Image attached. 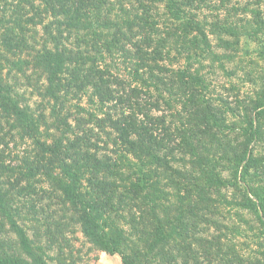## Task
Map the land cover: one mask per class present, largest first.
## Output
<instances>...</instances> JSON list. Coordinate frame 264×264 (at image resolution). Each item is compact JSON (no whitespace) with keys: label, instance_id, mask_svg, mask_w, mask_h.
<instances>
[{"label":"trees","instance_id":"16d2710c","mask_svg":"<svg viewBox=\"0 0 264 264\" xmlns=\"http://www.w3.org/2000/svg\"><path fill=\"white\" fill-rule=\"evenodd\" d=\"M256 2L0 0V264H50L22 212L36 177L45 236L78 225L122 264H264V71L247 101L211 81L241 36L264 55Z\"/></svg>","mask_w":264,"mask_h":264},{"label":"rangeland","instance_id":"374dc122","mask_svg":"<svg viewBox=\"0 0 264 264\" xmlns=\"http://www.w3.org/2000/svg\"><path fill=\"white\" fill-rule=\"evenodd\" d=\"M223 1V3H222ZM210 4L214 5L220 10H216L220 18H224L228 15L230 8L236 9L235 16L237 18H245L244 13L241 9L243 6L248 8H257L256 0H209ZM264 3V0H263ZM261 3V9L262 5ZM215 13L212 15L214 16ZM250 14H248L249 16ZM208 21L213 18L208 16ZM233 20V19H232ZM262 36H259V38ZM212 44L215 45V37H211ZM252 40L246 36L240 39L239 45H234L233 48L228 52H238V56L232 61L227 63L222 61V64L235 70L236 75L233 77H227L225 73L220 70L219 63H214L215 73L211 76V81L215 83V88L218 94L227 98L229 102L239 99L241 101H247L251 97L252 92L255 90L254 78L248 79L244 76L245 72L252 71L254 77H259L264 71V55L260 54V47L258 41ZM234 38H230V42H233ZM216 52L222 54L226 52L224 49H217L214 47ZM208 64V63H207ZM253 82V83H252ZM233 86L232 91H226L225 88ZM24 144V143H23ZM22 144V145H23ZM7 163L15 164L18 162L14 158L13 154L5 157ZM29 183L23 182V185H27L26 190L23 192L22 197V212L24 214L25 226L29 238L32 240L34 246L37 244L42 246H49L51 251L48 252L50 264H122L121 257L117 254L110 255L102 251L98 247V238L96 234L92 232L84 234L78 225L70 224L69 229H65L64 236L60 235L61 232H56L54 229L53 234L56 236L43 235L42 231L48 226L46 225V218L49 216L47 213L50 211L48 208L54 210L57 208V200L52 198L50 195L43 193L42 189H48L47 184L41 181V179L32 178L28 181ZM49 186V185H48ZM35 205L37 213L32 211V206ZM225 209H221L223 211ZM37 229H40L41 235H37ZM52 233V231H50ZM209 233H214V228L210 227ZM229 239V233L227 232ZM224 242H228L225 237L221 238ZM242 240V239H241ZM241 246V247H240ZM240 249L245 255H249V247L245 244H240ZM203 264V262H202Z\"/></svg>","mask_w":264,"mask_h":264}]
</instances>
